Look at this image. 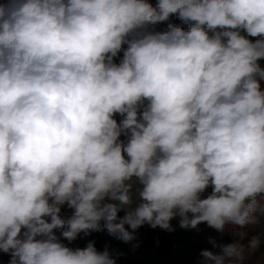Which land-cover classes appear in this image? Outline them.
<instances>
[{"label": "clouds", "instance_id": "9594fccd", "mask_svg": "<svg viewBox=\"0 0 264 264\" xmlns=\"http://www.w3.org/2000/svg\"><path fill=\"white\" fill-rule=\"evenodd\" d=\"M173 15L189 28L155 30ZM261 60L264 0L0 3V250L9 264H117L120 253L94 241L68 247L55 229L69 242L104 230L130 242L145 224L174 231L176 218L220 233L256 223ZM209 242L220 252L202 250L199 264H245L261 245L258 236Z\"/></svg>", "mask_w": 264, "mask_h": 264}, {"label": "rangeland", "instance_id": "374dc122", "mask_svg": "<svg viewBox=\"0 0 264 264\" xmlns=\"http://www.w3.org/2000/svg\"><path fill=\"white\" fill-rule=\"evenodd\" d=\"M259 63L264 66V60L259 61ZM257 199L260 207L253 213L256 223L247 224L243 227L228 224L223 233L210 228L206 223L199 224L195 229H183L179 227L178 218L171 221L174 231L153 229L145 224L136 230L135 239L130 242H123L109 235L106 230L92 233L104 247L107 246L113 253H120L119 258L124 264H199L202 259L200 256L202 250L220 252L218 247H213L209 242L210 239H214L217 244L223 245L235 241L247 245L253 237L258 236L261 240L259 249L251 256L246 253L247 259L245 261V264H256V261L264 256V195ZM67 214L70 215L71 210L65 206L62 209V215ZM123 215V212L118 213V216ZM126 227L128 226L126 225ZM62 231L63 229L54 230V233L66 246L77 248L82 236L79 235L74 241L69 242L61 236ZM129 231L132 230L129 228ZM10 260V253H4L0 250V264H9Z\"/></svg>", "mask_w": 264, "mask_h": 264}, {"label": "trees", "instance_id": "16d2710c", "mask_svg": "<svg viewBox=\"0 0 264 264\" xmlns=\"http://www.w3.org/2000/svg\"><path fill=\"white\" fill-rule=\"evenodd\" d=\"M6 2L5 0H0V3H4ZM150 3H152L153 5H155L156 3V0H149ZM168 23H174V24H178L180 25L181 27H183L185 30H187L189 28V25L188 24H185L183 23V21L179 20L175 15H173L172 17H170L169 21H166V22H162V23H159L155 26V30L156 31H163V30H166L167 28V24ZM122 55L123 53L121 52L119 54V56L116 58V62H119V59L122 58ZM262 67H264L263 65H261ZM261 87L262 89H264V82H261ZM115 119L119 122L121 119H123V117L119 116V115H116ZM124 139V137H123ZM209 192H210V189H209ZM208 193H205V196L207 195ZM69 215V214H67ZM65 215V216H67ZM57 231H60L62 229H55ZM80 236H82V238L79 240V248H84L87 246V244L90 242V241H94L95 242V246L97 248L98 251H103L104 250V245L100 242V240L98 238H96L94 236L93 233L85 236L83 233L80 234ZM116 254V253H114ZM117 264H124L122 262V260L119 258H117Z\"/></svg>", "mask_w": 264, "mask_h": 264}]
</instances>
